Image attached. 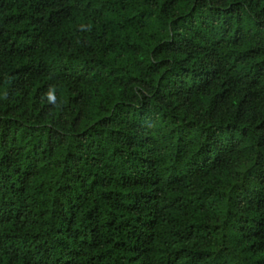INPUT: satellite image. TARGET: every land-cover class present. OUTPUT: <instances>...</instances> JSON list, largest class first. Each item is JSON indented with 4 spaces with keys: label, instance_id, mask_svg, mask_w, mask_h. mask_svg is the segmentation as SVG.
Returning a JSON list of instances; mask_svg holds the SVG:
<instances>
[{
    "label": "trees",
    "instance_id": "1",
    "mask_svg": "<svg viewBox=\"0 0 264 264\" xmlns=\"http://www.w3.org/2000/svg\"><path fill=\"white\" fill-rule=\"evenodd\" d=\"M0 264H264V0H0Z\"/></svg>",
    "mask_w": 264,
    "mask_h": 264
}]
</instances>
